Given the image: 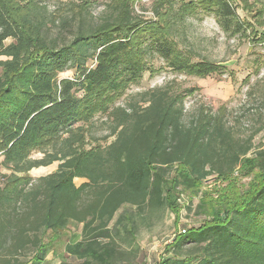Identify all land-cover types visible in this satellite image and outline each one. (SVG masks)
I'll return each instance as SVG.
<instances>
[{
    "label": "trees",
    "instance_id": "16d2710c",
    "mask_svg": "<svg viewBox=\"0 0 264 264\" xmlns=\"http://www.w3.org/2000/svg\"><path fill=\"white\" fill-rule=\"evenodd\" d=\"M43 1L0 0V157L12 172L0 186V264H45L71 224L83 229L81 240L65 249L78 264H127L124 246L138 228L127 211L111 225L119 211L169 210L180 217L179 195L197 194L213 175L226 186L199 200L198 227L181 233L168 248L173 256L161 264H264V152L253 182L240 188L234 170L241 166L246 176L253 161L249 145L236 142L225 121L201 114L186 125L184 95L165 90L151 92L145 108L123 111L116 140L106 148H85L84 135L74 130L141 80L149 54L191 76L223 70L191 62L178 49L173 19L212 15L225 31L242 33L235 0H161L148 20L134 15L136 0H111V20L79 28L63 45L45 34ZM256 37L264 42V33ZM67 71L74 77L61 78ZM34 151L45 157L32 159ZM57 161L56 172L29 175ZM77 178L86 182L77 186Z\"/></svg>",
    "mask_w": 264,
    "mask_h": 264
},
{
    "label": "rangeland",
    "instance_id": "374dc122",
    "mask_svg": "<svg viewBox=\"0 0 264 264\" xmlns=\"http://www.w3.org/2000/svg\"><path fill=\"white\" fill-rule=\"evenodd\" d=\"M162 1L136 0L134 15L144 20L152 19ZM235 3L239 17L245 22V31L242 33L225 31L212 15L197 13L186 15L182 19L177 14L173 19L175 24L172 39L178 49L191 62L212 63L224 66L223 70L208 77L191 76L173 71L161 58L149 54V70L140 81L131 85L110 105L106 113H96L91 120L77 123L74 130L79 129L77 132L84 135L85 148H106L116 140L114 132L117 123L121 122L123 111L132 113L138 108H145L149 104L151 92L167 90L172 95H184L181 107L186 125L195 123L198 115H210L225 121V128L231 132L236 142L249 145L247 157L253 161L248 169L251 173L244 176L241 166H238L233 178L240 188L252 183L259 171L258 166H253L257 165L259 153L264 152V42L256 37L257 33H264V0H235ZM109 4L111 0H89L86 6L84 0H44L39 20L46 24V36L63 45L72 41L79 28L88 30L111 20L113 13ZM82 9L84 12L80 15L79 10ZM65 20L70 21L68 26L64 25ZM73 77L72 71L61 73V78ZM62 148L63 146H58L48 152H56ZM31 157L43 159L45 156L34 151ZM60 163L57 161L49 166L35 167L29 175L32 179L48 176L57 171ZM11 174L3 165V157H0V186L5 183V176ZM83 182H86L83 178L74 180L77 186ZM226 184L227 182L224 183L213 175L197 194L182 192L178 199L180 217L169 210L154 216L149 212V215L140 214L135 208L119 211L111 225L127 211L134 217L138 228L132 245L127 243L124 246L130 251L127 264H161L173 256V250H168L169 246L184 230L198 227L200 218H196L195 207L199 200L207 193L218 196L220 189ZM25 189L29 191L30 187ZM82 230V225L71 224L61 238L54 242L53 251L45 264H57L64 260L78 264L76 258L66 255L65 249L68 243L81 240Z\"/></svg>",
    "mask_w": 264,
    "mask_h": 264
},
{
    "label": "built area",
    "instance_id": "2783aa9c",
    "mask_svg": "<svg viewBox=\"0 0 264 264\" xmlns=\"http://www.w3.org/2000/svg\"><path fill=\"white\" fill-rule=\"evenodd\" d=\"M186 232V230H184L182 233H185Z\"/></svg>",
    "mask_w": 264,
    "mask_h": 264
},
{
    "label": "crops",
    "instance_id": "0c3cea01",
    "mask_svg": "<svg viewBox=\"0 0 264 264\" xmlns=\"http://www.w3.org/2000/svg\"><path fill=\"white\" fill-rule=\"evenodd\" d=\"M61 263V261H59L57 264H60Z\"/></svg>",
    "mask_w": 264,
    "mask_h": 264
}]
</instances>
